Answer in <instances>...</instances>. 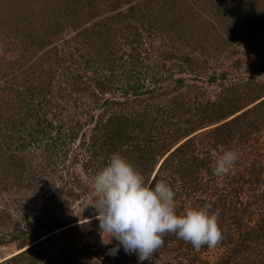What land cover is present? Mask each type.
<instances>
[{
    "label": "rangeland",
    "instance_id": "1",
    "mask_svg": "<svg viewBox=\"0 0 264 264\" xmlns=\"http://www.w3.org/2000/svg\"><path fill=\"white\" fill-rule=\"evenodd\" d=\"M44 35L49 44L37 46ZM263 85L264 0H0V260L33 241L37 262L103 264L107 237L88 202L104 166L97 159L83 165L99 113L138 114L150 142L159 141L189 123L209 124L221 106L250 103ZM106 98L118 104L100 105ZM257 116L258 127L248 137L236 131L229 146L213 147L203 134L216 124L194 133L197 155L212 164L225 149L238 153L228 174L193 172L189 182L201 187L190 194L181 175L160 174L180 211L220 196L219 224L248 247L233 254L223 237L216 247L179 252L172 238L143 263H187L183 252L208 264H264V230L257 232L264 224V111ZM126 132L133 142L137 129ZM160 177L154 170L148 180ZM228 206H239L240 226ZM117 244L113 238L109 248ZM138 263L120 246L110 264Z\"/></svg>",
    "mask_w": 264,
    "mask_h": 264
},
{
    "label": "trees",
    "instance_id": "2",
    "mask_svg": "<svg viewBox=\"0 0 264 264\" xmlns=\"http://www.w3.org/2000/svg\"><path fill=\"white\" fill-rule=\"evenodd\" d=\"M48 35L43 37V39H39L35 41L34 43H37V46H41L44 44H49L48 41ZM55 53H57L56 48H52ZM212 79V78H211ZM177 81H180L177 79ZM101 82V81H99ZM106 81L104 80V83ZM98 88L103 92L105 90L104 86H101V83L95 82ZM137 90V89H136ZM134 89V92H136ZM97 91V90H96ZM96 91H92V95H97ZM137 94V93H136ZM116 101V102H115ZM118 100H109L104 99L102 104L103 106H106L107 104H110L109 107H114ZM124 105L123 103H119ZM251 105V106H250ZM238 108L236 110H225L223 106H221L220 110H215L213 115L210 117L209 121L211 125L216 124L212 128H208L203 132V134H206L209 136V143L213 147H219L221 145L223 146H229L230 141L237 135V132H240L242 136L248 137L250 133L256 129L258 126L257 124L261 121L259 114L262 117L263 109H264V85L256 90V93L251 98L250 103L242 104L241 106H237ZM220 111H223L222 113ZM99 113L97 124L94 126V134L91 137V147H89V153H90V161L86 160L84 165V168L86 169L88 166L91 165L92 160L97 159L99 161L100 167L106 166L109 157L114 152H119L121 155L126 157L144 176L145 180L147 181L150 178L151 173L155 170V175L157 174V177H160V174L171 175L174 179V174H179L182 176L183 185L187 184V188L189 189L188 194H190L192 191H197L199 187H201V183L197 182V180H192L189 182V177L192 176L193 172H199L203 169L207 170L208 175H214L212 172V163L207 161L206 158H199V156L196 153L195 146L193 147V139L195 138V132L203 129L205 127H208L209 124L204 125L205 123H202L199 120L198 124H191L189 123L188 127L184 130L179 132H174L168 137H162V140L159 141H153L150 142L151 137L148 135L150 133V128H147L144 125L143 120L139 117L138 114H131L127 113L125 111L120 110L119 112L115 110H111L112 113ZM256 117L254 120H247L246 118L249 117V114H255ZM170 118L173 117V113H169ZM92 119V117H91ZM208 121V120H207ZM206 121V122H207ZM255 121V124L253 123ZM262 122V121H261ZM244 125V130H241V125ZM127 129H137L136 137L134 138V141L132 142L131 139H133V136L130 134H127ZM237 131V132H236ZM74 133V132H72ZM159 154V158L157 159L156 156ZM92 158V159H91ZM133 160V161H132ZM99 166H97L98 168ZM156 168V169H155ZM190 171V172H187ZM188 180H187V178ZM161 178V177H160ZM196 179V178H195ZM203 184V183H202ZM176 199V196H175ZM218 200V201H217ZM216 201H208L207 203L211 204L213 210H219V207L222 206L223 208V201L221 200V197ZM222 202V203H221ZM195 206V205H193ZM236 207H227L228 210H231L232 217H235V223L240 226V220H241V213L240 209ZM180 206L176 204L177 212L180 211ZM239 209V210H238ZM244 211L246 208L243 209ZM222 211V210H221ZM236 212V215H235ZM219 215L221 213L219 212ZM235 215V216H234ZM238 217V219L236 218ZM222 230H223V237L225 238V243H231V248L229 249L230 252H233L235 254L236 252H239L240 250L248 247V245L245 243V240H233L230 237V231L228 228V224L225 222H221L220 224ZM47 228L46 230H48ZM264 230V224L259 226L257 229L258 233H262ZM51 232V229L47 231V233L41 235L44 236ZM250 233H253V230L251 232H247V235ZM251 235V234H250ZM249 236H245V238H249ZM227 237V238H226ZM174 238V240H178L179 244H177L178 251L188 250L192 251L194 248L190 243H187L185 247H183L184 241L182 239H178L175 234H167L163 237L164 244L159 250H165L167 244L169 243V240ZM38 238H36L34 241H36ZM229 241V242H228ZM33 242V241H32ZM30 242L29 244H31ZM37 242V241H36ZM29 244H23L22 242L17 244V252L13 253V255L9 257H4V259L0 260V264H48L45 261L37 262L36 259L32 258L31 251L34 247L32 244L31 246H28ZM107 248H104L100 251V258L103 260V264H110L112 261V255L109 254L110 248L109 244H107ZM203 246L200 250L203 251ZM85 250L87 249V246H84ZM122 250L124 251L123 247ZM158 250V251H159ZM158 251L156 252L158 255ZM125 252V251H124ZM126 253V252H125ZM182 256H186L187 263H184L182 261H179L178 264H191V262H195V264L198 262L199 264H208L207 261L201 260V256H199L197 253L196 255L188 256L185 255L186 253L181 252ZM179 255V253H178ZM44 260V259H42ZM66 261L69 263L70 260L66 259ZM197 263V264H198ZM221 263L227 264V260L224 259ZM97 264V262L93 263ZM139 264V263H138ZM143 264H150V263H143Z\"/></svg>",
    "mask_w": 264,
    "mask_h": 264
},
{
    "label": "clouds",
    "instance_id": "3",
    "mask_svg": "<svg viewBox=\"0 0 264 264\" xmlns=\"http://www.w3.org/2000/svg\"><path fill=\"white\" fill-rule=\"evenodd\" d=\"M238 153L225 149L212 165L216 176L229 173ZM93 197L88 205L96 210L104 244L118 242L110 249L115 255L122 246L135 253L140 264L164 244L163 237L175 234L199 251L216 247L223 239L219 210L211 204L185 207L177 212L175 192L166 179L145 180L141 172L119 152H114L93 179Z\"/></svg>",
    "mask_w": 264,
    "mask_h": 264
}]
</instances>
